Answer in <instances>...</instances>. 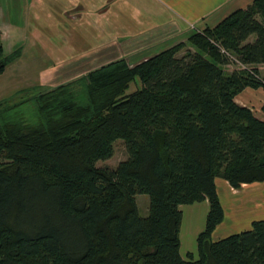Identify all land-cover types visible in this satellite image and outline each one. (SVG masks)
<instances>
[{"label": "trees", "instance_id": "1", "mask_svg": "<svg viewBox=\"0 0 264 264\" xmlns=\"http://www.w3.org/2000/svg\"><path fill=\"white\" fill-rule=\"evenodd\" d=\"M20 57L0 37V76ZM262 66L255 0L139 65L114 61L38 94L35 123L0 101V264H264V220L213 241L225 218L216 179L264 183V121L236 102L264 89ZM118 140L128 158L98 167ZM205 201L199 258L184 260L180 207Z\"/></svg>", "mask_w": 264, "mask_h": 264}, {"label": "crops", "instance_id": "2", "mask_svg": "<svg viewBox=\"0 0 264 264\" xmlns=\"http://www.w3.org/2000/svg\"><path fill=\"white\" fill-rule=\"evenodd\" d=\"M57 1L62 2V12L67 20L64 46L68 50L67 54L72 56L66 64L70 66L80 63L78 69L84 71L86 75L91 70L122 59H125L131 67L139 65L186 42L193 33L201 32L206 27L214 28L237 10L249 7L255 0ZM39 3L43 5L45 0H39ZM33 41L32 46L37 45V41L35 39ZM52 51L55 54L59 53L57 49ZM228 68L230 67H227L230 71ZM236 102L250 108L259 119L264 121V113L261 112L264 105L263 88H247L236 97ZM259 184L244 185L236 190L227 181L216 179L225 218L217 227L213 238L219 230L227 229L224 227L227 218L232 222L230 225L232 228L252 227L255 221L249 222L247 218H243L245 210L241 208L238 196L242 190ZM220 190L225 191L232 202L230 212L225 210ZM262 201L264 202V199ZM262 201L254 200V209L257 213L259 210L261 213L264 211ZM203 203L209 204L208 201ZM219 240L222 238H216L215 241Z\"/></svg>", "mask_w": 264, "mask_h": 264}, {"label": "rangeland", "instance_id": "3", "mask_svg": "<svg viewBox=\"0 0 264 264\" xmlns=\"http://www.w3.org/2000/svg\"><path fill=\"white\" fill-rule=\"evenodd\" d=\"M61 5L62 2L57 0H45L43 5L39 3V0H0V37L5 55L8 56L21 49V58L10 64L5 73L0 76V101L18 106L15 110L17 115L28 116L32 123L37 122L34 98L38 94L61 84L78 82L85 75L84 71L78 69L80 63L70 66L66 64L72 55L67 54L68 50L64 46L67 20ZM33 39L37 41L35 46H32ZM53 49H57L59 53H53ZM236 67L240 68L238 64H233L228 69L233 71L237 69ZM259 69L263 76L264 66ZM141 87L142 84L137 79L131 84L126 95L134 93ZM127 158L126 146L123 141L118 140L114 145V156L108 161L99 162L98 167L114 169ZM220 194L226 212H230L232 202L225 191L220 190ZM238 197L241 208L245 210L243 218H247L249 222L264 220V211L261 213L259 210L257 213L254 209V200L264 199V183L242 190ZM136 200L141 216L147 217L150 207L149 196L138 195ZM262 204H264L263 201ZM180 210L183 213L180 254L184 260H188L187 254L192 253L197 260L199 258L197 239L206 228L209 204L185 205L181 206ZM231 223L227 218L224 226L227 229L219 230L213 241L216 238L225 239L234 234H240L251 228L250 226L232 228Z\"/></svg>", "mask_w": 264, "mask_h": 264}, {"label": "built area", "instance_id": "4", "mask_svg": "<svg viewBox=\"0 0 264 264\" xmlns=\"http://www.w3.org/2000/svg\"><path fill=\"white\" fill-rule=\"evenodd\" d=\"M223 52H225V51H223ZM240 66V68H242V66L241 65H239ZM244 68V67H243Z\"/></svg>", "mask_w": 264, "mask_h": 264}]
</instances>
